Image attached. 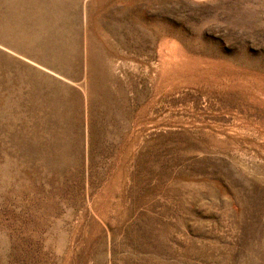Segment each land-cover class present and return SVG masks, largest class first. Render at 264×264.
Masks as SVG:
<instances>
[{
	"label": "rangeland",
	"instance_id": "374dc122",
	"mask_svg": "<svg viewBox=\"0 0 264 264\" xmlns=\"http://www.w3.org/2000/svg\"><path fill=\"white\" fill-rule=\"evenodd\" d=\"M0 264H264V0H0Z\"/></svg>",
	"mask_w": 264,
	"mask_h": 264
}]
</instances>
